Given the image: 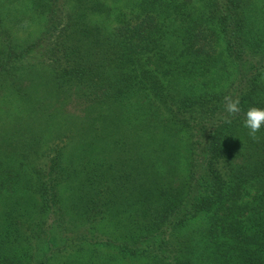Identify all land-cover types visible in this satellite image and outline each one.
Wrapping results in <instances>:
<instances>
[{
	"label": "trees",
	"instance_id": "16d2710c",
	"mask_svg": "<svg viewBox=\"0 0 264 264\" xmlns=\"http://www.w3.org/2000/svg\"><path fill=\"white\" fill-rule=\"evenodd\" d=\"M249 107L264 0H0V264H264Z\"/></svg>",
	"mask_w": 264,
	"mask_h": 264
},
{
	"label": "clouds",
	"instance_id": "9594fccd",
	"mask_svg": "<svg viewBox=\"0 0 264 264\" xmlns=\"http://www.w3.org/2000/svg\"><path fill=\"white\" fill-rule=\"evenodd\" d=\"M225 109L229 115L235 114L241 110L239 99L226 97ZM230 123L231 121H227ZM264 126V109L249 107L246 111L244 127L249 129V135L255 136L256 133Z\"/></svg>",
	"mask_w": 264,
	"mask_h": 264
},
{
	"label": "rangeland",
	"instance_id": "374dc122",
	"mask_svg": "<svg viewBox=\"0 0 264 264\" xmlns=\"http://www.w3.org/2000/svg\"><path fill=\"white\" fill-rule=\"evenodd\" d=\"M21 5V4H20ZM8 8L7 9H9V10H11V11H13V12H17V10H16V7L15 6H10V5H8L7 6ZM19 8H20V6H19ZM22 8V7H21ZM18 11H21V10H18ZM28 21H30V22H27V26L25 25V27L22 25L23 24V22H25L24 21V19L23 20H21L19 23H18V26H19V31H18V36H20L21 38L22 37H28V35H35L37 32V30H38V26H37V24L36 23H32L31 24V20H29L28 19Z\"/></svg>",
	"mask_w": 264,
	"mask_h": 264
}]
</instances>
